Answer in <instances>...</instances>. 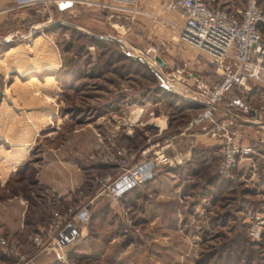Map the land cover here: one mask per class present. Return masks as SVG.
Segmentation results:
<instances>
[{
    "label": "rangeland",
    "instance_id": "374dc122",
    "mask_svg": "<svg viewBox=\"0 0 264 264\" xmlns=\"http://www.w3.org/2000/svg\"><path fill=\"white\" fill-rule=\"evenodd\" d=\"M204 1L230 13L243 6V0ZM258 4L264 22V0ZM37 10L30 18L0 27V39L5 40L0 42V167H6L0 173V234L28 252V236L35 226L28 219L38 217L45 223L53 210L81 202L88 205L89 217L82 237L68 251L70 264H264L262 134L247 128L246 136L256 143L254 152L231 176H220L218 152L206 141L211 136L200 128L185 130L198 111L187 108L196 103L181 96L196 90L194 83L174 80L178 93L165 90L172 95L167 96L158 90L160 79L153 72L155 77L135 69L115 50L98 52L88 38L89 33L100 36L132 60L138 59L129 54L159 46L156 57L164 65L155 61L150 66L159 74L169 75L180 60H187L196 78L210 82L215 74L210 73L205 55L178 39L172 45L146 36L139 39L134 31L125 30L128 21L123 17L107 18L99 10L96 17L86 18L102 21L101 32L81 27L83 10L68 12L52 4H41ZM105 37L119 39L125 47ZM38 65L48 67L36 72ZM44 89L50 92L46 95ZM252 89L248 103L255 112L264 100L263 85L248 82L235 94L244 100ZM232 97L226 95L218 106L246 118L249 109L233 103ZM138 109L142 111L137 114ZM35 119L40 121L38 127L31 126ZM93 135L107 148L94 150ZM161 147L167 154L188 151L190 158L179 166H159L148 182L118 200L100 191L105 184L100 180L115 175L110 158L118 152L133 163ZM193 149L201 152L195 159ZM68 155H73L74 164L80 161L83 190L74 201L62 204L54 201L44 182H37V173L49 169L52 176L47 163L53 159L60 165V157ZM20 207H25L24 214ZM21 215L23 227L16 232ZM17 234L23 239L18 240ZM7 258L0 251L3 264L12 263ZM28 264L65 263L40 253Z\"/></svg>",
    "mask_w": 264,
    "mask_h": 264
},
{
    "label": "built area",
    "instance_id": "2783aa9c",
    "mask_svg": "<svg viewBox=\"0 0 264 264\" xmlns=\"http://www.w3.org/2000/svg\"><path fill=\"white\" fill-rule=\"evenodd\" d=\"M36 2L42 5L52 4L59 8L80 4L96 7L110 16L127 12L147 15L152 22L156 20L154 15L136 9L133 0H26L21 3ZM160 8L164 12L174 14L178 20L179 24H172L178 31V41L202 52L205 62L213 67L212 73L217 76L210 82L201 81L189 70V62L180 60L169 75L160 74V87L178 93L172 81L181 82L180 79H183L194 83L196 90L181 97L200 104V109L188 122L185 130L200 128L205 135L220 140L217 145L219 158L216 172L222 177H229L233 169L254 152V148L243 141L244 133L239 128L240 124L216 109L215 105H219L232 88H244L248 82L264 86V36L258 30L263 15L258 0H243L242 8L235 13L214 7L204 0H162ZM156 52L157 47L148 45L131 55L137 57L142 64L151 66L156 61ZM174 53L175 59L179 60L180 51L176 50ZM141 111L138 109L137 114ZM246 119L264 124V100L259 104L257 111ZM127 123L126 120L123 124ZM249 127L264 137V129ZM163 148L133 163L128 162L126 154L118 152L116 157L110 158V162L115 166V175H107L100 180L105 182L100 191L110 199L118 200L124 191L148 182L153 171L159 166H179L190 158L188 151L167 154ZM88 217L89 207L81 202L62 210H53L49 219L37 226L28 236V252L9 243L0 234L1 252L12 260L11 264H28L40 253L51 254L55 260L70 264L68 251L82 237ZM0 264H3L1 260Z\"/></svg>",
    "mask_w": 264,
    "mask_h": 264
},
{
    "label": "crops",
    "instance_id": "0c3cea01",
    "mask_svg": "<svg viewBox=\"0 0 264 264\" xmlns=\"http://www.w3.org/2000/svg\"><path fill=\"white\" fill-rule=\"evenodd\" d=\"M23 1H26V0H0V26L2 23H6V22L13 23L21 17L30 18V17L34 16V14L38 11L37 9H40L41 3H38V2H36V3H21ZM90 1L108 2L110 0H90ZM133 1L135 3L136 9L142 10V11H145V12H148V13L154 15L155 19H156L155 22H152L150 17L147 15L145 16V15H141V14H133V13H127V12L123 13V14L114 12L116 14H112L111 16H113L116 19H121L123 17L122 19H125L126 21H128V22H125L126 23L125 24V30L127 32L134 31L136 33L135 35L137 37H139V39H141V37L146 36L148 38L149 37L153 38L155 40V42L156 41L160 42L159 44L172 45L177 40V34H178L177 29L174 28L172 24H179V22L176 19L174 14L167 13V12H164L161 10L160 3L162 0H133ZM74 8L78 9L76 11L77 13L81 10H83L85 13V14L83 13L85 16H83V17L80 16L81 18L78 19V23L80 25H82L81 27H84L85 29H89V30H92L95 32L96 31L97 32L103 31V29L105 28V25L103 24L102 21L95 20V18H86L87 15H88V17H96V13L98 11V9L96 7H89V6H84V5H80V4H72L68 7H66V10H68V12H71V11H73ZM101 12L107 18L111 17L109 13H104L103 11H101ZM6 29H8V28H6ZM144 31L147 33H144ZM171 47H173V46H171ZM157 49L160 51L159 46H157ZM189 63L191 65V62H189ZM44 67H48V66L47 65H43V66L38 65V66H36L35 70H36V72H39ZM47 76H45V79ZM31 79H33V77ZM46 90H45V94L50 92V89H46ZM20 92H23V95L27 94L26 89L20 88ZM225 109H227V107H225ZM52 110L53 109L50 106V109L48 111H52ZM229 112H231V111H229ZM249 112L250 113L248 115H251L254 113V110L249 111ZM232 114L235 115L234 113H232ZM237 117L239 119H246L242 115L237 116ZM36 119H35V123H32L31 126H34V127L39 126L38 125L39 123L38 124H36V123L40 122V121L36 120ZM60 122H61V124L63 123V121H60ZM236 122L240 124L239 128L244 133L243 141L248 143L249 140H252L253 137H250L251 138L250 139L248 136H246V134H247L246 129L251 128V127H249V125L240 123L238 121H236ZM74 132L78 133V132H80V130L79 131H73V133ZM94 135H93V139H92L93 149L94 150L95 149H101L102 146L107 148L106 143H104V141H103V143H104L103 144L102 141L100 140V137H96ZM213 138L214 137H210V138L208 137V139L206 141L209 142L210 146L217 147L220 140L216 139V138L213 139ZM194 140L197 141V139H194ZM109 144H111V143H109ZM73 155L72 156L68 155L67 157H64V158L60 157V160H62V163H60V165L57 163H54L55 160L51 159L50 163H47V164H49L50 168L52 169L51 170L52 176L48 172L49 169L38 170L37 182L38 183L44 182L43 186L45 187V189H47L48 191H50L54 194L53 198H54V201L57 203L68 204V202L74 201L73 199L76 198L77 194L83 190V188L80 187V181H79V180H81L83 169L80 166L81 164H79L80 161L77 160L78 164H74L75 158L73 157ZM22 160L23 159H20L15 164H18ZM93 163H97V161L96 162L94 161ZM100 165H102V163H100ZM1 166L2 167H0V173L6 170V167L3 164ZM7 175L8 174H5L4 178H6ZM60 175H62V176L60 177ZM73 175L76 176V179L73 177ZM20 209H21V214H24L25 207L24 208L20 207ZM23 217L24 216H22V218L20 220V223L18 225L19 227L16 230V232L17 231L19 232L21 230V228L23 227V225H21V223L24 220ZM28 221H29L28 223H30V224H35V226H34L35 229L37 228V226L44 224L41 221V218H38V217H36L35 219L30 218V219H28Z\"/></svg>",
    "mask_w": 264,
    "mask_h": 264
},
{
    "label": "trees",
    "instance_id": "16d2710c",
    "mask_svg": "<svg viewBox=\"0 0 264 264\" xmlns=\"http://www.w3.org/2000/svg\"><path fill=\"white\" fill-rule=\"evenodd\" d=\"M259 5V4H258ZM263 7H264V5H263ZM102 14V13H101ZM10 24L8 23V22H6V23H2L1 24V26L0 27H7V26H9ZM258 30H259V32L264 36V22H261V23H259L258 24ZM71 31H75V30H73V29H71ZM88 41L90 42V44L92 45V46H94L96 49H97V51L98 52H103L104 50H107V53H110L111 51H113V50H115L114 52H115V54L119 57V59L121 58V59H125V60H127L128 62H130V64L131 65H134L135 66V69H137V70H139V69H142V70H144L145 72H147L148 74H150L152 77H155V75L152 73V71L148 68V67H146L145 65H143L141 62H139L138 60H132V59H129L128 57H126L125 55H120L119 53H118V51L116 50V49H114L115 47V45L114 44H111V43H108V42H104V41H102V40H100V39H98V38H96V37H89L88 38ZM109 56H111L110 54H109ZM139 68V69H138ZM209 69H211V71H210V73L211 74H213L212 73V66H209L208 67ZM214 77L215 78H217V76L216 75H214ZM158 90L161 92V93H164L165 95H167V96H172V95H169V94H167V92L164 90V89H162L160 86H158ZM235 90H236V88H232L231 90H230V92L228 93V94H226V95H229V96H233L232 97V102L234 103V102H237V103H240V105H242V106H244V107H246V108H248L249 109V111H252L253 109H252V107H251V105L248 103L249 101H248V98L253 94V92H254V90L252 89L251 91H248L246 94H245V96L243 97V99L244 100H240L239 99V96H237V94H235ZM221 102H222V100H221ZM192 105V106H191ZM191 105H188L187 106V108H191V109H193L194 111H198L199 109H200V106L199 105H197V104H191ZM253 148H254V146H255V142L252 140V141H249L248 142ZM213 148V150L215 149L216 151H217V147H212ZM198 150V151H197ZM200 149H193V158L195 159V158H197L196 157V155L195 154H198L200 151H199ZM201 153V152H200ZM156 171H157V169H155L154 171H153V174H152V177L155 175V173H156ZM211 178H213V175H211L210 176ZM213 181V180H212ZM221 184H226L228 181H225V180H221ZM140 187V186H139ZM139 187H135V188H131V189H128V190H126V191H124V193H123V196L122 197H125L126 195H128V194H130V193H132L135 189H137V188H139ZM31 225V224H30ZM35 230V227L33 228V230H32V232ZM20 232V231H19ZM238 233V232H237ZM235 236L237 237V239H241V241L243 240V236L241 235L240 236V234H235ZM16 237H17V239L18 240H22L23 239V237H22V235L21 234H17L16 235ZM0 251H1V249H0ZM1 257H2V255H1ZM6 257V256H5ZM7 258V257H6ZM8 259V258H7Z\"/></svg>",
    "mask_w": 264,
    "mask_h": 264
},
{
    "label": "water",
    "instance_id": "95a60500",
    "mask_svg": "<svg viewBox=\"0 0 264 264\" xmlns=\"http://www.w3.org/2000/svg\"><path fill=\"white\" fill-rule=\"evenodd\" d=\"M71 25V24H70ZM71 26H73L74 28H76V29H78L76 26H74V25H71ZM89 35L90 36H92V37H96V38H101L100 36H97V35H94V34H90L89 33ZM106 39H110V40H114L115 42H117V43H120V44H122L123 45V43L121 42V40H119V39H116V38H113V37H105ZM3 41H5L4 40V38H2V39H0V42H3ZM124 46V45H123ZM125 47V46H124ZM129 55H131V54H129ZM131 57L132 58H135V59H138L137 57H135V56H132L131 55ZM155 60L161 65V66H163L164 64L162 63V61L158 58V57H156L155 58ZM159 79H161L162 80V77H161V75L157 72V70L156 69H154V68H152V67H150V66H148V65H146ZM197 105H200V104H198V103H196ZM215 108L216 109H218V110H221V111H223L229 118H231L232 120H235V121H238V122H240V123H243V124H246V125H249V126H254V127H256V128H259V129H264V124H262V123H256V122H254V121H252V120H249V119H239L237 116H235V115H233L231 112H229L227 109H225V108H222V107H220V106H218V105H215Z\"/></svg>",
    "mask_w": 264,
    "mask_h": 264
}]
</instances>
